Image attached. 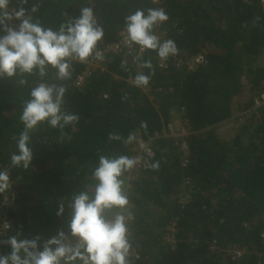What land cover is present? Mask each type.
I'll list each match as a JSON object with an SVG mask.
<instances>
[{
  "label": "trees",
  "instance_id": "16d2710c",
  "mask_svg": "<svg viewBox=\"0 0 264 264\" xmlns=\"http://www.w3.org/2000/svg\"><path fill=\"white\" fill-rule=\"evenodd\" d=\"M20 6L32 22L53 30L90 8L103 35L86 60L66 58L67 77L58 78L50 65L43 76L36 69L0 76V169L17 196L8 212L11 228L0 240L2 256L11 251L10 237L34 239L42 250L62 231L66 242L75 243L70 205L81 192L91 197L99 158H130L135 139L152 138V153L141 154L135 179L126 190L122 186L128 204L105 213L108 219L125 217L128 264H264V103L255 107L264 91L260 1L9 0V8ZM148 9L167 14L152 34L160 43L173 41L175 54L162 59L156 49L137 52L133 43L131 54L103 51L97 58L103 44L126 32L127 15L136 10L146 15ZM197 55L201 61L188 67ZM90 59H98V66L75 86ZM138 74L149 77L147 85L134 83ZM40 83L63 87L60 112L76 119L56 126L45 119L26 128L21 113ZM181 108L188 127L185 165L174 138L155 137ZM228 119L234 124L218 131ZM22 133L31 152L27 166L12 162ZM183 184L189 186L184 200ZM4 196L5 189L0 203ZM232 248L241 254L233 258Z\"/></svg>",
  "mask_w": 264,
  "mask_h": 264
},
{
  "label": "clouds",
  "instance_id": "9594fccd",
  "mask_svg": "<svg viewBox=\"0 0 264 264\" xmlns=\"http://www.w3.org/2000/svg\"><path fill=\"white\" fill-rule=\"evenodd\" d=\"M20 4L26 0H19ZM35 8L32 11L35 12ZM13 19L19 23L12 27L8 22ZM167 20L163 9L142 10L125 17L126 43H135L143 49H156L160 58L175 54L174 42H159L152 34L158 22ZM0 76L12 77L17 72L31 74L36 69L40 76L45 74V67L50 65L57 69L58 78L69 75V63L66 58L86 60L93 52L97 41L102 38L103 30L96 25L90 8H82L78 18L63 23L58 30L45 27L39 22H32L22 6L9 8V0H0ZM97 58L99 54H97ZM144 67L151 68L145 61ZM149 77L138 74L134 78L137 85H147ZM23 83V81H21ZM63 87L56 88L44 83L38 84L30 91V99L25 102L21 120L28 129L48 119L56 126L63 119L68 123L76 119L73 115L60 112ZM131 139V138H130ZM28 136L21 134L18 142L19 154L12 156V162L24 161L25 166L31 159L30 149L26 146ZM136 160L127 156L113 159L101 156L93 171L96 181L91 195L81 192L71 202V219L68 227L75 243L66 242L65 233L47 240L42 250H37L36 240L10 237L8 244L11 251L0 256V264H128L129 243L126 238L125 217L115 214L106 217V210L124 207L128 204L122 192L123 171L131 168ZM155 166V165H154ZM7 174L0 172V191L7 187ZM63 211L61 206L57 212ZM54 246V247H53Z\"/></svg>",
  "mask_w": 264,
  "mask_h": 264
},
{
  "label": "built area",
  "instance_id": "2783aa9c",
  "mask_svg": "<svg viewBox=\"0 0 264 264\" xmlns=\"http://www.w3.org/2000/svg\"><path fill=\"white\" fill-rule=\"evenodd\" d=\"M259 1L264 7V0H259ZM11 26L15 28V25H11ZM120 35H121V38L117 42L110 43V44H103L102 48L97 52V54H100L103 51L123 53L126 55L131 54L134 48L133 47L134 44L126 43V32H122ZM136 49H137V52H142L144 50V49L141 50V47L139 45H137ZM201 58L202 57L200 55H197L193 58V61L199 62L201 61ZM158 65L161 67L165 66L164 61L160 60ZM96 66H98V59H95V60L90 59L86 61V68L81 74H79L76 77L74 81V85L75 86L82 85V83L84 82V79L90 74L91 70L94 69ZM263 103H264V91L261 92L256 98L255 107H259ZM229 120L230 119L222 123H219L218 127L221 124L226 123ZM187 135H188L187 120L183 116V108L180 109L179 113L173 117L171 122H169L165 128L155 133V137H171L175 139L176 144L179 146L180 150L182 151V157H183L182 165H185L188 161L187 159L188 145L186 142ZM151 139L152 138L142 140L140 138H137L134 140L133 146H134L135 152L130 156V158L136 160V163L131 168L125 170V172H122L121 174L124 177L122 186L124 187L125 190L130 187L131 181H133L137 175L138 168L141 163V160H140L141 154L142 153H145V154L152 153V140ZM0 172L7 174V172H5L2 169H0ZM185 187H186V190H185ZM182 188H183V191H182L183 198L181 199L184 200L185 198H188L187 188H189V186L184 185V187ZM16 199H17L16 193L12 189V183L10 179L8 178L7 187L5 188V196L1 200V203H0L1 208H2L0 211V240L7 234V232L11 228L12 220L8 216V212L13 209ZM260 235L262 238H264V232H262ZM213 248H214V242H212L210 245V249H213ZM230 254L233 258H235L241 254V251L236 248H232L230 249ZM0 256H2L1 252H0Z\"/></svg>",
  "mask_w": 264,
  "mask_h": 264
},
{
  "label": "rangeland",
  "instance_id": "374dc122",
  "mask_svg": "<svg viewBox=\"0 0 264 264\" xmlns=\"http://www.w3.org/2000/svg\"><path fill=\"white\" fill-rule=\"evenodd\" d=\"M192 63H196V62H194V61L192 60V62L188 64V67H190V66L192 65ZM240 114H241L240 112H239V113H234V114L231 116V118L233 119L234 117H237V116L239 117ZM232 119H230V120L227 121L226 123L221 124V125L218 127V131H224V130L228 129L229 127H231V126L234 124L233 121H232ZM224 125H225V126H224Z\"/></svg>",
  "mask_w": 264,
  "mask_h": 264
}]
</instances>
